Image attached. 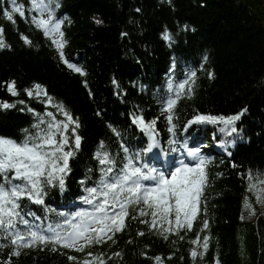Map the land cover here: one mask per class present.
Here are the masks:
<instances>
[{
	"label": "trees",
	"instance_id": "obj_1",
	"mask_svg": "<svg viewBox=\"0 0 264 264\" xmlns=\"http://www.w3.org/2000/svg\"><path fill=\"white\" fill-rule=\"evenodd\" d=\"M17 2L25 9L23 18L14 14V22H9L0 13L5 41L11 45L0 49V103L14 105L0 107V135L19 139L22 130L30 128L36 119L28 109L44 112L43 96L29 97L24 91L40 83L79 118L78 133L82 137L80 149L69 161L71 171L65 176V190L50 188L44 206L23 201L37 216L44 217L48 206L57 211L91 207L79 201L78 196L98 179L100 165L93 154L100 141L113 153L119 151L120 138L109 125L122 133L130 149L139 150L147 146L148 134L130 117H159L155 128L160 147L154 152L169 149L172 134L168 132L166 113L161 111V97L174 60L177 80L188 68L197 72L194 95L182 96L174 109L176 138L201 148L211 162L207 165L203 198L206 212L202 203L193 228L180 231L183 240L175 233L164 239L150 232L147 225L140 223L150 217L132 220L138 207L133 205L129 207L125 229L112 239L85 245L82 252L59 245L52 251L50 244L43 248L22 247L18 249L19 256H11V264H80L89 251L94 255L102 253L105 264H156L157 255L161 256V264H216L217 259L219 264H242L240 240L249 250V264H264V221L242 226L240 219L249 172L264 174V27L249 3L58 0L54 16L64 21L61 30L67 41L63 48L65 59L82 67L85 74L81 75L60 58V50L53 42L60 37L45 36L43 29L31 22L33 15H39L31 0ZM165 31L172 34L171 42L163 38ZM24 35L31 44L24 43ZM209 72L213 74L211 78ZM13 80L18 95L7 91L5 82ZM245 108L247 111L236 122L237 133L221 131L223 125L214 124H193L183 130L185 122L197 112L227 116ZM183 157L181 152L166 157L161 154V159L169 162ZM204 219L209 221L208 229H202ZM138 231L145 234L139 236ZM197 235L201 239L194 245L191 241ZM204 235L210 238L206 252L202 249ZM0 245V264H7L13 246L2 237ZM192 248L203 255L193 258ZM69 256L78 259L72 261Z\"/></svg>",
	"mask_w": 264,
	"mask_h": 264
},
{
	"label": "snow or ice",
	"instance_id": "obj_2",
	"mask_svg": "<svg viewBox=\"0 0 264 264\" xmlns=\"http://www.w3.org/2000/svg\"><path fill=\"white\" fill-rule=\"evenodd\" d=\"M31 5L39 14L33 15L31 22L43 29L45 36L58 35L60 39L53 42L60 50V58L69 69L84 75L82 67L65 59L63 48L67 41L61 30L64 21L54 16L55 9L59 7L58 0H31ZM0 13L7 21L14 22V14L23 18L25 9L17 0H0ZM163 38L169 42L173 39L168 31L163 33ZM22 39L25 44H31L28 36L24 35ZM6 48H11V45L6 43L4 28L0 26V49ZM175 69L174 60L169 70L166 91L161 97V111L166 113L168 132L172 134L168 141L169 149L160 148V152H154V149L160 147L155 128L159 117L152 120H145L143 114L130 117L132 123L149 136L147 146L139 150L130 149L124 143L122 133L109 125L111 131L120 138L119 151L113 153L104 141L99 142L93 154L100 165L98 179L91 186H85L84 194L78 196L79 201L91 207L57 211L48 206L44 217L37 216L23 201L27 199L32 204L44 206L50 188H59L61 192L65 190V176L71 171L69 161L80 149L82 141L78 133L80 122L62 101L47 92L44 85L35 83L33 87L24 89L29 97L39 98L42 95L45 110L39 113L35 109H28L36 119L30 128L22 130L23 135L19 139L0 135V237L9 239L13 246L7 264H11L12 255L21 254L18 249L22 247L43 248L50 244L52 251H56L59 245L82 252L85 245L112 239L117 232L125 229L126 218L130 215L129 207L133 205L138 207L134 209L136 215L131 216L132 220L150 217L140 220L150 232L155 231L164 239L175 233L179 239H184L180 231L193 228L202 203L206 212L203 198L208 179L207 165L211 161L202 154L201 148L191 147L187 141L176 138L174 109L182 96L190 98L194 95L197 72L188 68L182 72L183 78L177 80ZM212 75L209 72L210 78ZM5 83L9 93L19 94L15 80ZM0 107L11 108L14 105L3 102ZM246 111L245 108L227 116L197 112L185 122L183 130L187 131L193 124H214L223 125L221 131L237 133L236 122ZM175 152H181L185 159H172L170 162L161 159V154L166 157ZM81 184H84L83 180ZM208 228L209 221L202 220V229ZM144 234L143 231L137 232L139 236ZM200 239L197 235L191 243L198 244ZM209 239L208 235L203 236L202 249L205 252L209 247ZM102 255H94L89 251L80 264H105ZM190 255L196 258L202 256L203 252L192 248ZM68 259L77 261L78 258L69 256ZM154 260L156 264H161L160 255L155 256ZM216 264H219L218 259Z\"/></svg>",
	"mask_w": 264,
	"mask_h": 264
},
{
	"label": "rangeland",
	"instance_id": "obj_3",
	"mask_svg": "<svg viewBox=\"0 0 264 264\" xmlns=\"http://www.w3.org/2000/svg\"><path fill=\"white\" fill-rule=\"evenodd\" d=\"M249 3L251 10L258 15L264 27V0H242ZM243 217V219L241 218ZM240 219L242 226L247 223H256L262 219L264 221V174H252L248 179L246 193L241 204ZM241 232H239L240 236ZM239 253L242 264H249V250L245 241H239Z\"/></svg>",
	"mask_w": 264,
	"mask_h": 264
}]
</instances>
